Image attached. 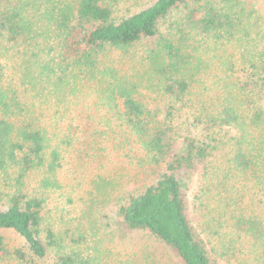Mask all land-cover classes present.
I'll list each match as a JSON object with an SVG mask.
<instances>
[{"label": "trees", "instance_id": "1", "mask_svg": "<svg viewBox=\"0 0 264 264\" xmlns=\"http://www.w3.org/2000/svg\"><path fill=\"white\" fill-rule=\"evenodd\" d=\"M120 1L0 0V261L264 264V0Z\"/></svg>", "mask_w": 264, "mask_h": 264}, {"label": "rangeland", "instance_id": "2", "mask_svg": "<svg viewBox=\"0 0 264 264\" xmlns=\"http://www.w3.org/2000/svg\"><path fill=\"white\" fill-rule=\"evenodd\" d=\"M153 1L154 0H143L139 3L134 4V5L129 4L127 2L120 1L118 3V5L129 8V10H130L129 12H135V11H138L139 9H142V8L150 5L151 2H153ZM87 180H89V179H87ZM75 191H78V189ZM77 193H75V194H77ZM86 196H87V194H86ZM86 196H84V201L79 198L80 200H78L76 202V204H74V203H66L65 201H61L60 199H58L56 197L55 193L51 194L50 198L47 200L48 211L55 215L56 209H58V206H60L61 210H59V211H62L61 213L65 216L64 221L67 224L68 228H75L80 224L81 227L88 229L90 226V223H91V221L89 220V219H91V216L86 212V209H85L84 202L86 201ZM1 207H3V206H1ZM64 207H65V209H64ZM110 213L111 212L109 211V209L105 208L101 211L100 214L105 215V214H110ZM0 232L7 239L9 246L12 247V246L20 245L21 238L18 237L14 232H12V231H1V230H0ZM127 245H129V243H127ZM155 248H160V246L156 244ZM161 250H162V248H160L158 253H160ZM157 256L159 257L158 260H160L162 264H166V263H168V264H181L178 261V259L176 258V256H174L170 253H167L165 251L163 252V250H162V254H158ZM171 260H173L174 263H171ZM0 264H14V262H12V261L1 262L0 261Z\"/></svg>", "mask_w": 264, "mask_h": 264}]
</instances>
